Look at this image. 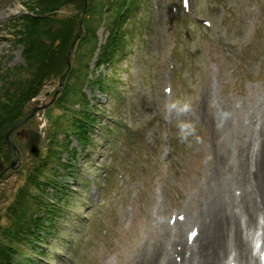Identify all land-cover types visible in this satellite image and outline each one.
Listing matches in <instances>:
<instances>
[{"label":"rangeland","instance_id":"1","mask_svg":"<svg viewBox=\"0 0 264 264\" xmlns=\"http://www.w3.org/2000/svg\"><path fill=\"white\" fill-rule=\"evenodd\" d=\"M31 2L0 0V96L7 88L5 75L28 77L24 41L19 42L11 29ZM88 6L83 0L80 12L76 3L54 10L59 16L78 15V22L82 18L80 36L74 41L77 29L65 53L68 72L63 80L44 81L25 108L35 101L45 107L9 136L19 160L15 169L0 176V225H7V209L28 189L27 179L36 167L38 173L45 172L43 180L57 184L42 186L39 195L32 187L27 199H19L32 208L39 196L53 207L54 232L41 235L33 247L19 245L16 252L22 258L17 264H130L141 248L149 250L157 242L159 222H170L196 203L197 187L213 166L204 125L198 119L199 143L180 142L175 118H163L165 102L190 99L198 118L201 96L208 90L212 106L220 100L236 108L251 104L264 90V0H188L187 9L181 0H141L134 19L126 23L118 63L99 66L95 64L108 35V9L101 0H94L87 13ZM98 14L101 23L93 35L86 33L83 18L92 23ZM96 78L102 81L100 87L92 83ZM59 82L61 89L49 103ZM82 94L96 112L85 145L65 133L73 128L72 113L82 108ZM214 114L220 118L219 109ZM25 129L41 134L37 157L17 133ZM3 146L6 153L0 158L6 168L13 153ZM68 161L72 167L65 171L59 162ZM27 212L13 216L29 218ZM35 251L40 255L35 257Z\"/></svg>","mask_w":264,"mask_h":264},{"label":"bare ground","instance_id":"2","mask_svg":"<svg viewBox=\"0 0 264 264\" xmlns=\"http://www.w3.org/2000/svg\"><path fill=\"white\" fill-rule=\"evenodd\" d=\"M259 95L240 108L217 98L212 106L210 90L201 96L198 119L207 130L213 166L197 187L196 203L177 213L173 222H159L157 242L149 250L141 248L130 264L262 263L252 252L256 238L264 254V90ZM258 228L260 234L255 233ZM191 231L196 234L189 242Z\"/></svg>","mask_w":264,"mask_h":264},{"label":"trees","instance_id":"3","mask_svg":"<svg viewBox=\"0 0 264 264\" xmlns=\"http://www.w3.org/2000/svg\"><path fill=\"white\" fill-rule=\"evenodd\" d=\"M32 1V2H31ZM89 6L87 13L91 12L94 0H88ZM141 0H101L102 6H107L105 9L108 35L105 43L100 48L95 66H99L104 62L116 65L118 63L119 53L123 52V42L125 34H127L126 23L132 21V17L136 7L140 5ZM31 5L25 4L27 13H23L14 22L11 29L12 33L18 34V41L25 44V60L27 61L28 75L25 79L10 78L4 76L7 88H3V95L0 96V153L4 155L3 144L5 148L4 133L18 119L25 116L28 109L25 108L28 101L35 97L45 80L50 77H56L60 80L64 79V59L68 46L72 42L75 31L78 29V15L66 17L63 15L53 14L54 10L58 9L60 4L72 5L76 3L78 11L83 9V0H30ZM100 3V2H99ZM97 19L94 22L88 18H83V30L93 35L96 27L101 23V16L96 15ZM86 38V37H84ZM58 41V44H55ZM93 51V49H92ZM92 55L88 53V58ZM76 73L77 70H75ZM73 74V70L70 75ZM70 78H66L63 86L67 87ZM101 86L102 81L96 78L92 81ZM102 89V88H101ZM82 108L75 110L71 116L74 117L72 130L65 129L67 135L72 136L81 145H85L88 141L90 127L94 126L96 120L92 108L81 95ZM6 100V101H5ZM5 101V102H4ZM64 146V145H63ZM8 148V147H7ZM8 151V150H7ZM77 151L74 150V153ZM73 156V155H72ZM5 156H3L4 158ZM48 156H46L47 159ZM47 163L44 161L43 165ZM65 171H69L72 165L69 163L59 162ZM34 172V175L28 177V189H23L22 194L17 197V200L8 207L9 214L6 215L7 225H0V264H17L22 256H18L15 251L19 245L27 244L32 247L35 242L40 239L41 234L49 236L54 232V227L51 226L53 216L52 210L44 202L39 200V196L34 206L31 208L27 200H19L26 198L32 193L30 189L35 187L38 195L41 194L44 185H50L55 188L57 184L53 180H43L44 173H38L40 167ZM29 213V218H15L13 213ZM28 218V219H27ZM25 219V222L19 223ZM37 255L39 252L35 251ZM14 256V261L11 259ZM34 259V258H33ZM16 260V261H15Z\"/></svg>","mask_w":264,"mask_h":264},{"label":"clouds","instance_id":"4","mask_svg":"<svg viewBox=\"0 0 264 264\" xmlns=\"http://www.w3.org/2000/svg\"><path fill=\"white\" fill-rule=\"evenodd\" d=\"M163 118L169 122L176 120L178 129V140L182 143H189L194 140L199 143L201 137L198 133V118L195 116V109L187 98H171L164 104Z\"/></svg>","mask_w":264,"mask_h":264},{"label":"water","instance_id":"5","mask_svg":"<svg viewBox=\"0 0 264 264\" xmlns=\"http://www.w3.org/2000/svg\"><path fill=\"white\" fill-rule=\"evenodd\" d=\"M84 10H85V1H84ZM84 10H83L82 15L84 14ZM81 21H82V18L78 22V31H77V33L75 35L74 41L76 39H78L79 36H80V33H81ZM74 41H73V44H74ZM70 51H71V49L69 50V53H70ZM67 72H68V60H67V69H66L65 75H66ZM61 85H62V83L59 82V87L55 90V92L53 94V97H52V100L49 103H51L54 100L55 96L57 95V93L61 89ZM37 104H38V101H35L34 102V106L31 107V109L29 110V112L25 116H23L22 118L18 119L16 122H14L9 127V129L7 130V132L5 134V144L8 145L11 148L12 153H13L12 154L13 156H12V159H11L9 165L6 168H3V164H2V162L0 160V170H1L0 176L7 169H10V168L11 169H15L16 165L18 164L19 155H18V152H17V149H16L15 145L10 141L9 136H10V134L13 131H15L20 126H22L25 122H27L37 111H39L41 108H44L45 107V106H42V107L41 106H38ZM18 134L25 139V147L27 148V150L29 151V153L31 154V156L37 157L38 154H39L38 144H39L40 139H41L40 132L33 131L32 129H25L23 131H20Z\"/></svg>","mask_w":264,"mask_h":264},{"label":"snow or ice","instance_id":"6","mask_svg":"<svg viewBox=\"0 0 264 264\" xmlns=\"http://www.w3.org/2000/svg\"><path fill=\"white\" fill-rule=\"evenodd\" d=\"M192 235H195V233L193 232ZM189 238L191 239V236ZM261 259L264 260V254H262Z\"/></svg>","mask_w":264,"mask_h":264}]
</instances>
